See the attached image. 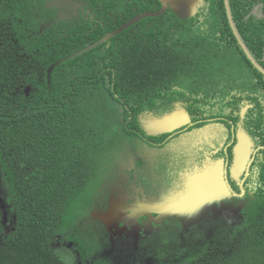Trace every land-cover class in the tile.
I'll return each instance as SVG.
<instances>
[{
  "label": "trees",
  "instance_id": "1",
  "mask_svg": "<svg viewBox=\"0 0 264 264\" xmlns=\"http://www.w3.org/2000/svg\"><path fill=\"white\" fill-rule=\"evenodd\" d=\"M76 1L90 13L64 21L46 0H0V264H264V149L246 181L238 223L191 227L184 243L163 231L136 253L129 238L126 244L114 238L115 251L107 253L109 236L90 212L100 201L105 206L113 154L137 135L125 118L137 129L139 114L170 108L173 84L188 80L199 92L203 84L194 80L205 78L207 66L238 57L248 68L242 84L250 93L228 92L232 101L220 108H206L214 95L180 97L195 117H219L217 109L231 106L225 116L234 124L244 97L255 106L246 129L264 146V76L234 37L223 0H213L216 17L205 9L191 22L147 18L138 30L80 55L158 3ZM230 3L240 35L264 67V0ZM260 3L263 18H247ZM129 110L131 119L123 116Z\"/></svg>",
  "mask_w": 264,
  "mask_h": 264
},
{
  "label": "flooded vegetation",
  "instance_id": "2",
  "mask_svg": "<svg viewBox=\"0 0 264 264\" xmlns=\"http://www.w3.org/2000/svg\"><path fill=\"white\" fill-rule=\"evenodd\" d=\"M46 2L48 7L53 6L58 10L56 11L57 20H64L59 18L60 15L63 16V14L72 15V13L75 12L77 15H74V18H77V16H85L90 13L84 5L76 0H71V2L68 3H66V0H63L62 4L59 3L58 6L50 4L49 0H46ZM210 2V0H201L198 5V12L195 16L181 19L166 1L165 10L160 16H176L185 22H191V20L198 19L197 17L201 15V12L206 9V6H208ZM151 3L153 4V1ZM156 3L158 4L154 12H144L136 15L133 19L146 13H157L162 10L163 5L161 2L156 0ZM78 5L79 7H74ZM261 5V3L256 4L247 15V18L252 16L257 19H262L263 14L261 11ZM73 8H75L76 11ZM160 16L147 18H157ZM147 18L137 21L128 28L130 29L133 27V29H137L138 27L136 25ZM257 61L261 64L263 59ZM233 94L231 93L232 97ZM232 97L227 98L226 100L232 101ZM239 103L240 105H237L238 107H244H242L238 113L239 120L235 124L229 117H226L230 112H226V116L224 117H211L206 114L204 116L199 115L195 117L189 113L191 107L188 106V103L177 96L176 99L167 106H170L168 110L162 111V107L165 106H161L157 110H147L145 113L139 114L137 119V129L131 126V122L127 120V117L125 118V125L128 131L137 134L136 136L131 135L132 139L130 141H136L139 145L136 147H124L122 152L116 153L115 157L113 154L115 163L112 167L106 169L108 171L105 177L106 182L103 187L104 194L102 198L105 206L103 208L99 206L102 203V201H100L97 208L91 211V216L95 218H100L101 216L105 217L107 215V222L109 223L107 224L108 231L105 230V232L106 235L109 236L111 242L110 249L112 250H110V253H114L116 248V240L114 238H120L121 243L125 244L129 238L134 248L133 252L136 253L140 249L139 245L141 242L147 240L151 241V239L155 237L158 238L163 234V231H166L167 235L172 233L174 237L176 236L178 240L184 243V235L189 232L191 227L196 226L201 230L206 224L211 222L223 224L238 223L246 204L244 200L246 193L245 186L252 169L251 165L248 172L246 169L242 168V171H240L236 177L231 176V169L233 167V149L237 141L236 137L238 133L243 132L252 139V142L254 143L252 152L253 155H255V159L258 152L261 149H264V146L256 145L255 140L250 136V133L244 124V119L248 110L255 106L249 103L248 100H245L244 97L239 100ZM121 104L125 106L124 103ZM175 112L187 113L189 115L190 123H185V126L175 129L171 133H165V131L161 132L164 129L158 127L155 123ZM130 114L131 111L129 110L128 113H124L123 116H128L129 119H131ZM177 124L180 123L177 121L173 126H176ZM227 125L229 127H226ZM219 127L222 128L219 129ZM153 133H155V135ZM188 135L193 136V138H195L196 135H204L207 137L206 140L211 143V146L205 149V146H194V139H181L183 136L187 137ZM176 139H180V144L179 146L176 144L173 146L178 149V151L173 153L168 147ZM128 142L129 141L126 143ZM142 144L145 146L144 148L142 147ZM213 144H215V147ZM186 145H190L187 151ZM179 147H182V150H180ZM148 149L152 150L148 151ZM201 150H205L202 161H198L192 165V162H194L196 158L195 156L201 154ZM155 152L157 155L164 152L159 155L162 159L160 162L165 165L163 167L159 165L161 169L158 168V177L157 175H155V177L150 175L152 172L149 171V169L153 168L152 163H150L149 160H154L151 157V153L153 156H156ZM130 153H132L131 159L128 157ZM176 154L184 155L183 161H174L173 156ZM168 158L172 161H167ZM220 160H224L223 167L224 170L227 171V173L224 174V180L229 192L232 195L234 193L241 195L243 189L245 191L244 195L240 197L230 196L221 201L214 202L209 205L208 211L203 215L200 221L196 222L191 227H186L185 222L181 217L173 215L170 212L171 208L167 209L169 208V204L176 202L185 194L187 187L186 184L191 177L202 172L204 168L211 167L214 163ZM176 163H178L179 166H177ZM179 171H181L182 174L181 180L179 182L172 180V172L178 173ZM108 250L109 249H107V251Z\"/></svg>",
  "mask_w": 264,
  "mask_h": 264
},
{
  "label": "water",
  "instance_id": "3",
  "mask_svg": "<svg viewBox=\"0 0 264 264\" xmlns=\"http://www.w3.org/2000/svg\"><path fill=\"white\" fill-rule=\"evenodd\" d=\"M163 5V9L157 13H146L136 17L131 22H129L124 27H121L117 32L108 34L106 37L102 38L99 42L89 46L83 52L107 41L111 37L123 32L125 29L136 23L137 21L147 18V17H156L160 16L165 10V3L168 2L171 9L177 14L181 19L191 18L195 16L198 12V5L201 0H159ZM224 7L226 10L227 19L230 25V28L233 32L234 37L236 38L238 44L243 50L244 54L254 66V68L264 76V67L256 60L251 51L249 50L247 44L243 40L242 36L239 33V30L233 19L231 11L230 0H223ZM179 122L176 126L175 122ZM185 123H190L189 115L184 112H175L166 116L163 119H160L155 124L158 127H161V132L171 133L175 129H179L185 126ZM155 135V133H153ZM157 134V133H156ZM236 144L233 149V167L231 169V176L236 177L240 171L246 169L247 172L250 169L251 165L255 160V155H253L252 148H254V143L249 136L243 132H239L236 137ZM224 160H220L214 163L211 167H206L199 174H195L188 180L186 184L185 194L176 202L169 204L171 208V213L181 217L186 227L193 226L196 222L200 221L203 215L208 211L209 205L213 204L216 201H221L222 199L230 196L240 197L244 195L245 191L242 189V194L238 195L234 193L233 195L229 192L228 187L226 186L224 180V174L227 173L223 167ZM136 221V220H135ZM107 223V221L105 222ZM109 223V222H108Z\"/></svg>",
  "mask_w": 264,
  "mask_h": 264
},
{
  "label": "rangeland",
  "instance_id": "4",
  "mask_svg": "<svg viewBox=\"0 0 264 264\" xmlns=\"http://www.w3.org/2000/svg\"><path fill=\"white\" fill-rule=\"evenodd\" d=\"M68 2H71V0H66ZM211 1V0H210ZM50 4L52 5H56L58 6L59 3L62 4L63 0H49ZM68 5V4H66ZM75 8L79 7L78 6H74ZM75 8H73L75 10ZM215 10H216V6L213 4V0L212 2H210V4L208 6H206V13L211 17H216L215 16ZM76 11V10H75ZM72 12V11H71ZM73 15V16H72ZM71 14H63V16L60 15V19H64V20H69V19H73L74 18V15L76 16L77 14L75 12H73ZM214 66H207V69L205 71L206 75L204 76L205 78H197L195 79V83L197 85L200 86V84H203L202 85V88L200 89L199 92H195L196 91V88L195 87H191V82L188 81V80H183L181 81L180 83H178L177 85L173 84L170 88V90L174 92V95L181 98L180 96H182L183 98L186 97V96H189V100L190 101V95H194V92H195V95L196 94H203V95H214L215 97L210 99L209 103L206 104V108H213V107H218L220 108V106H222L224 104V101L227 97L226 94H228V92H233L234 94H237V95H240V94H247V93H250V91L252 90V88L248 85H243L242 84V81H244V78H247L245 76V73L246 71H248V68L244 66V64L242 63V61L237 57L234 59V61H226L224 63H221V62H216L213 64ZM244 68H245V71H244ZM247 69V70H246ZM190 83L188 85V83ZM177 87L179 90H176ZM215 89L218 90V92H216ZM225 88L227 90H225ZM180 100V99H179ZM205 107V106H204ZM225 108L223 111L222 110H219L217 109V112H219L221 114V117H224L226 114H225V111L229 112L232 107L231 106H225L223 107ZM215 111V110H214ZM264 114V112H263ZM243 125V124H242ZM226 127H229L228 125ZM222 127H219V129H221ZM253 128L256 129L255 125L253 124ZM213 132V131H211ZM214 133V132H213ZM187 139V138H191V139H194L195 142H194V146H205V149L209 146H211V143L206 140L207 137H205L204 135H196L195 138H193V136L191 135H188L187 137L183 136L181 139ZM180 139H176L173 141V143L168 147L169 150H171V152H176L178 151L177 148L173 147L175 144L177 146H179L180 144ZM200 143V144H199ZM139 143L136 142V141H129L128 143H124L122 147H120L119 151L117 152H122L123 148L126 147V146H129V147H136L138 146ZM222 145V143H221ZM213 146L215 147V144H213ZM142 147L144 148L145 146L142 144ZM190 145H186V151L187 149H189ZM180 150H182V147H179ZM152 149H148V151H151ZM173 150V151H172ZM201 154H197L195 157V160L194 162H192V165L198 161H202V158H203V155L205 153V150H201ZM164 152L160 153L159 155L163 154ZM155 155L156 156H153L152 153H151V157L154 159V160H149L150 163H152V166L153 168L152 169H149V171H151L152 173L150 175L154 176L157 175L158 177V171L161 167H163L165 164H163L162 162V159L159 157V155L156 154L155 152ZM131 156H132V153H130V155L128 156L129 159H131ZM183 157L184 155L182 156L181 154H176L175 156H173V159L174 161L175 160H182L183 161ZM167 161H172L170 158L167 159ZM160 165V166H159ZM177 166H179L178 163H176ZM159 168V169H158ZM168 168H171V167H168ZM172 180L174 181H177L179 182L182 178V174H181V171H179L178 173H174L172 172ZM111 244V242H110ZM119 246V244H117ZM115 246V245H114ZM110 250L112 249H109L107 251V253L110 252ZM132 256V253L130 254Z\"/></svg>",
  "mask_w": 264,
  "mask_h": 264
},
{
  "label": "clouds",
  "instance_id": "5",
  "mask_svg": "<svg viewBox=\"0 0 264 264\" xmlns=\"http://www.w3.org/2000/svg\"><path fill=\"white\" fill-rule=\"evenodd\" d=\"M251 136V135H250ZM90 215H91V212H90ZM91 217H93V216H91ZM105 217H106V219H105ZM101 216L100 218H95V217H93V218H95L97 221H99L102 225H103V227L107 230L108 229V226H107V224H108V222L107 223H105L106 221H107V215L106 216ZM107 227H105V226ZM108 231V230H107ZM116 245V244H115Z\"/></svg>",
  "mask_w": 264,
  "mask_h": 264
}]
</instances>
